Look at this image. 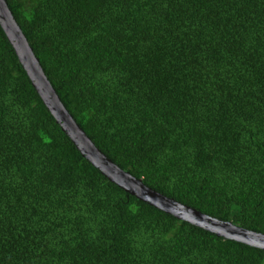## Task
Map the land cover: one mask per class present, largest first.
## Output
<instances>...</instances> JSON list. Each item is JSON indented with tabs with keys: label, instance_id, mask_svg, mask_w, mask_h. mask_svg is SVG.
Instances as JSON below:
<instances>
[{
	"label": "trees",
	"instance_id": "obj_1",
	"mask_svg": "<svg viewBox=\"0 0 264 264\" xmlns=\"http://www.w3.org/2000/svg\"><path fill=\"white\" fill-rule=\"evenodd\" d=\"M75 123L120 169L264 234V0H5ZM0 264H264L85 161L0 29Z\"/></svg>",
	"mask_w": 264,
	"mask_h": 264
},
{
	"label": "water",
	"instance_id": "obj_2",
	"mask_svg": "<svg viewBox=\"0 0 264 264\" xmlns=\"http://www.w3.org/2000/svg\"><path fill=\"white\" fill-rule=\"evenodd\" d=\"M0 29L11 46L30 85L61 132L66 135L79 155L107 181L138 200L163 211L178 220L208 231L215 236L233 240L264 251V234L245 229L230 221L206 215L145 186L140 179L120 169L101 153L75 123L47 80L37 58L15 22L5 0H0Z\"/></svg>",
	"mask_w": 264,
	"mask_h": 264
}]
</instances>
